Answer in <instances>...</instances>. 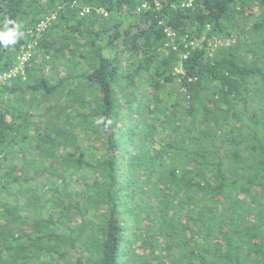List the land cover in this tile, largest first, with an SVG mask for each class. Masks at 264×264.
I'll return each mask as SVG.
<instances>
[{"label":"trees","instance_id":"1","mask_svg":"<svg viewBox=\"0 0 264 264\" xmlns=\"http://www.w3.org/2000/svg\"><path fill=\"white\" fill-rule=\"evenodd\" d=\"M189 1L0 0V264H264V0Z\"/></svg>","mask_w":264,"mask_h":264},{"label":"clouds","instance_id":"2","mask_svg":"<svg viewBox=\"0 0 264 264\" xmlns=\"http://www.w3.org/2000/svg\"><path fill=\"white\" fill-rule=\"evenodd\" d=\"M22 25L10 18H5L0 24V46L8 48L18 43L23 36ZM110 123V121H109Z\"/></svg>","mask_w":264,"mask_h":264},{"label":"built area","instance_id":"3","mask_svg":"<svg viewBox=\"0 0 264 264\" xmlns=\"http://www.w3.org/2000/svg\"><path fill=\"white\" fill-rule=\"evenodd\" d=\"M190 1H191V0H190ZM190 1L187 2L186 5H189V4H190ZM143 6H145V5H143ZM40 25H42V22H41ZM170 34H174V32H171ZM29 55H30L29 50H27L25 53H23V54L19 57L20 64L23 62V60H25L26 58H28ZM18 70H19L18 66H15V67L12 68L8 73H4V74L0 75V79H1V78L9 77L10 75H14Z\"/></svg>","mask_w":264,"mask_h":264},{"label":"rangeland","instance_id":"4","mask_svg":"<svg viewBox=\"0 0 264 264\" xmlns=\"http://www.w3.org/2000/svg\"><path fill=\"white\" fill-rule=\"evenodd\" d=\"M42 108H43V106H42ZM168 160V159H167ZM166 166H169V161L168 162H166ZM26 192H27V189H26ZM25 192V193H26ZM27 194V193H26ZM10 199H12L11 197H9ZM12 200H14V198L12 199Z\"/></svg>","mask_w":264,"mask_h":264}]
</instances>
